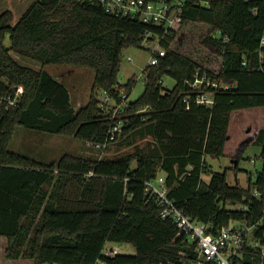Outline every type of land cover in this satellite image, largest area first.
Here are the masks:
<instances>
[{
	"label": "trees",
	"instance_id": "16d2710c",
	"mask_svg": "<svg viewBox=\"0 0 264 264\" xmlns=\"http://www.w3.org/2000/svg\"><path fill=\"white\" fill-rule=\"evenodd\" d=\"M12 18L9 10L0 14V96L13 95L18 86L24 92L15 106L0 99V237L8 241L7 258L34 264H95L99 258L108 264H178L184 248L178 227L162 218L145 184L161 171L168 195L213 230L264 215V129L255 140L262 165L250 172L246 187L230 183L227 170L214 172L209 182L202 178L207 157L224 155L233 111L264 107V0L189 2L160 42L166 54L143 70L146 86L134 101L129 97L137 80L118 81L123 52L142 47L148 32L162 36L163 27L108 13L94 0H34L15 25ZM191 27L199 29V47L187 50ZM11 50L44 65L93 68L88 103L75 110L66 85L44 68L20 64ZM197 72L229 86L216 90L213 106L195 101L203 89L188 82ZM165 76L176 81L171 90L164 87ZM99 92L114 104L102 109ZM123 94L127 102L116 111ZM118 124L120 133L110 139ZM18 125L85 143L151 139L116 158L64 154L42 163L9 149ZM247 145L238 146L235 173ZM110 242L132 243L136 254L106 258L102 252Z\"/></svg>",
	"mask_w": 264,
	"mask_h": 264
},
{
	"label": "rangeland",
	"instance_id": "374dc122",
	"mask_svg": "<svg viewBox=\"0 0 264 264\" xmlns=\"http://www.w3.org/2000/svg\"><path fill=\"white\" fill-rule=\"evenodd\" d=\"M33 1L34 0H2L0 2V14L6 10L11 11L13 14L11 24L15 25ZM186 29L187 33L184 47H186L187 50L193 49V47L197 49V47H199L197 40L199 29L194 30L193 27ZM5 45L6 47H10L11 45L9 34L6 36ZM158 46H160L159 39L154 38L150 41H144L142 47H129L124 50L120 71L118 73V81L120 84L124 85L130 79L135 78L137 80L130 94V101H134L143 93L146 86V75L143 69L149 63L152 52ZM11 55L22 65L36 69L44 68L58 78L68 87L75 110L82 108L88 103L95 75V70L93 68L89 66L59 64L44 65L38 60L20 55L13 50H11ZM163 83L166 90H171L175 86L176 81L169 76H165L163 78ZM98 97L102 99L103 92H99ZM109 103L111 105L114 104L112 99H110ZM262 129H264V107L233 111L229 126L230 139L225 145L224 155L219 158L207 157L208 169L202 176L203 180L209 182L214 172L227 170L228 181L230 183L236 182L237 175L239 184L246 187L248 185L250 172L255 173L262 165V159L260 158L261 145L255 142ZM150 139V137L146 139L137 137L136 142L130 145L125 138H122L117 142L106 145L104 148L98 149L86 145L85 142L79 139L64 134H54L18 125L13 134L9 149L42 163H51L64 154L89 157L92 159L102 157L116 158L133 153L138 148L144 147ZM244 141H248V145L239 163L241 170L235 173L233 169V160L235 159L239 144ZM135 164L134 161L133 165ZM163 173L164 172L161 171L159 174L163 175ZM227 207L237 208L238 205L228 203ZM7 245V239L5 237H0V264H34V261L28 258H7ZM107 245L108 247H116L120 254H136V248L132 243L110 242Z\"/></svg>",
	"mask_w": 264,
	"mask_h": 264
},
{
	"label": "built area",
	"instance_id": "2783aa9c",
	"mask_svg": "<svg viewBox=\"0 0 264 264\" xmlns=\"http://www.w3.org/2000/svg\"><path fill=\"white\" fill-rule=\"evenodd\" d=\"M99 3L106 12L116 16L137 19L145 24L159 25L163 27V35H153L148 32L144 41L154 38L159 39V44L166 34H170V26L179 22L185 6L195 0H94ZM143 41V42H144ZM166 54L165 48L158 46L151 55L146 66L156 65L160 57ZM145 66V67H146ZM145 69V68H144ZM143 69V70H144ZM197 92L195 101L207 106H213L214 94L217 89L229 88L221 81L212 80L206 74L202 77L199 73L193 81L188 82ZM24 92L22 86L14 89L13 95L0 96L8 106H15ZM125 102L116 106L117 111L127 102V95L123 94ZM190 95L184 98V102H190ZM110 97L103 92L100 106L106 109ZM121 131V124L113 127L110 131V139H114ZM86 145L98 149L106 145L86 141ZM147 191L155 197L160 206V215L164 219L172 220L178 227L177 238H181L184 248L179 251L178 264H264V215L253 223L243 220H235L228 225H223L213 230L212 224L199 222L190 214L178 206L169 195L165 177L160 175L157 178L145 181ZM257 192V191H256ZM246 209L245 206H239ZM118 254L116 247L105 246L102 255L106 258ZM95 264H108L106 259L99 258Z\"/></svg>",
	"mask_w": 264,
	"mask_h": 264
},
{
	"label": "water",
	"instance_id": "95a60500",
	"mask_svg": "<svg viewBox=\"0 0 264 264\" xmlns=\"http://www.w3.org/2000/svg\"><path fill=\"white\" fill-rule=\"evenodd\" d=\"M228 138H230V136H229ZM233 162H234V166H236L237 163H238L237 159H234ZM235 183H236V184L239 183V182H238V179H237V175H236V182H235Z\"/></svg>",
	"mask_w": 264,
	"mask_h": 264
},
{
	"label": "crops",
	"instance_id": "0c3cea01",
	"mask_svg": "<svg viewBox=\"0 0 264 264\" xmlns=\"http://www.w3.org/2000/svg\"><path fill=\"white\" fill-rule=\"evenodd\" d=\"M229 139H230V138H229ZM229 139H228V140H229Z\"/></svg>",
	"mask_w": 264,
	"mask_h": 264
}]
</instances>
